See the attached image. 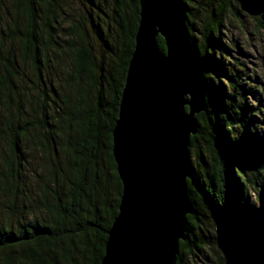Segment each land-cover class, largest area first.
I'll use <instances>...</instances> for the list:
<instances>
[{
    "label": "trees",
    "instance_id": "obj_1",
    "mask_svg": "<svg viewBox=\"0 0 264 264\" xmlns=\"http://www.w3.org/2000/svg\"><path fill=\"white\" fill-rule=\"evenodd\" d=\"M184 3L206 62L205 108L189 138L191 213L175 264L211 247L210 225L226 242L217 264H264V107L221 38L226 15L242 10L264 39V0ZM138 22V0H0V264H101Z\"/></svg>",
    "mask_w": 264,
    "mask_h": 264
},
{
    "label": "water",
    "instance_id": "obj_2",
    "mask_svg": "<svg viewBox=\"0 0 264 264\" xmlns=\"http://www.w3.org/2000/svg\"><path fill=\"white\" fill-rule=\"evenodd\" d=\"M138 4L135 45L112 130L121 196L101 264H175L191 213L188 146L195 116L205 108L206 62L190 42L184 0Z\"/></svg>",
    "mask_w": 264,
    "mask_h": 264
},
{
    "label": "rangeland",
    "instance_id": "obj_3",
    "mask_svg": "<svg viewBox=\"0 0 264 264\" xmlns=\"http://www.w3.org/2000/svg\"><path fill=\"white\" fill-rule=\"evenodd\" d=\"M74 11V10H73ZM71 11V12H73ZM71 12L69 15H71ZM236 12V13H235ZM232 11L226 15L222 27V40L228 47L229 55L225 58L229 64H243L242 73L247 76L250 86L259 87L258 95H261V105L264 107V39L263 31L257 30L251 18L242 10ZM199 29V26H196ZM196 38L199 36L196 33ZM209 79H212L209 77ZM214 83V80H212ZM251 87H249L250 89ZM264 130V125L262 126ZM210 224V223H209ZM211 247H203L201 254H196L187 260V264H217L218 258L225 255L226 242L216 232L213 225L209 227Z\"/></svg>",
    "mask_w": 264,
    "mask_h": 264
}]
</instances>
